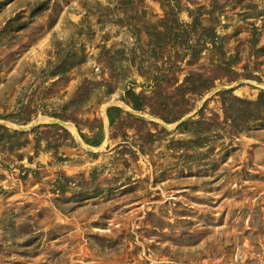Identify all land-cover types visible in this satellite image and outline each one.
<instances>
[{
    "label": "rangeland",
    "instance_id": "obj_1",
    "mask_svg": "<svg viewBox=\"0 0 264 264\" xmlns=\"http://www.w3.org/2000/svg\"><path fill=\"white\" fill-rule=\"evenodd\" d=\"M196 71L174 122L127 98ZM261 94L264 0H0V264H264ZM51 119L70 135L19 128Z\"/></svg>",
    "mask_w": 264,
    "mask_h": 264
},
{
    "label": "trees",
    "instance_id": "obj_2",
    "mask_svg": "<svg viewBox=\"0 0 264 264\" xmlns=\"http://www.w3.org/2000/svg\"><path fill=\"white\" fill-rule=\"evenodd\" d=\"M196 25L197 24H191V26L194 29H196ZM203 29L205 30L206 28H203ZM208 29H209L208 31L211 33V34L209 33L211 43L213 42V44H216V40H215V38H217L215 37L216 35L213 33L211 28H208ZM212 36L213 38H211ZM219 50L221 51V54L226 55V53L223 51V47H221V49ZM201 53H202V50L196 51V53L194 54V59H195L194 63H196L201 58ZM227 61L228 60L225 58V56L224 58L220 56V58L217 60V62L213 66H215L217 69L225 70L229 67V64ZM216 78H217L216 76L208 77L206 76V74L202 72H197V71L191 72L186 75L182 83L176 86L175 90L176 92H178L177 95L167 94V91L165 92L164 88H161L163 81H159L157 83V87L155 88V91L153 92V96H150V98H148V96L144 94L137 93L134 90L127 91V98L129 99L134 109L143 110L146 106H149L151 107L153 114L160 116L166 122H174L176 120H179L182 117L184 113V109H181L180 111H178L177 115L175 116L176 119L169 118L168 114H165V113H169V111H172L171 109H174V108L178 109V106H180L179 101L181 100L182 103L186 102L189 99L187 98L188 95H197V94L200 95L208 91L209 89H211L215 84ZM165 83L168 85L172 82L165 80ZM226 92L228 91H222L221 93L224 94ZM171 98H174L172 99L173 102H170ZM261 101H264V94H261V96L259 97V100L257 101H248V102H249V105H252V104H257L258 102H261ZM122 113L123 111L120 107H117V106L109 107L107 109V116H108L110 125H114L116 121L122 116ZM242 116L245 118V120H250L253 114L250 110L246 112L244 110ZM189 122L190 120L184 121L181 124V128L187 126ZM42 126L54 128L57 131H62L64 135H70L69 131L65 127L59 124H54V123L36 125L34 128L31 129V132H37ZM0 127L4 128L7 131H10L9 128L5 127L4 125H0ZM25 133L26 132L19 131V130L13 131V135L15 136L17 134H25ZM82 137L85 138V141L87 144L91 146H95V147L100 146L105 138L104 124L100 122L97 126H95L92 136H87L85 134H82ZM46 139L48 141V138ZM39 140L40 138L38 136L37 141ZM48 143L50 142L48 141ZM63 144L64 142H58L52 147V149L54 150V156L60 160H63V159L61 158V156H58V148L62 146ZM30 159H32L31 156H30ZM60 175L61 176H59L56 180V185H57L56 191L58 193V197L55 199V201L56 200L59 201V200H63L67 198L68 185L73 180L72 177L67 175L65 172H60Z\"/></svg>",
    "mask_w": 264,
    "mask_h": 264
},
{
    "label": "water",
    "instance_id": "obj_3",
    "mask_svg": "<svg viewBox=\"0 0 264 264\" xmlns=\"http://www.w3.org/2000/svg\"><path fill=\"white\" fill-rule=\"evenodd\" d=\"M222 89H228L227 87H221ZM186 118H183L180 122L184 121ZM51 123H54V124H61V125H67L68 123L64 120H60V119H51ZM165 126H167V124L164 123ZM35 127V124H32V125H29L28 127H24V126H19V128L21 130H25V129H32ZM76 139L78 141H80L82 144V140L80 139L79 135L76 133ZM87 148L90 149V150H93L92 147H90L89 145H87Z\"/></svg>",
    "mask_w": 264,
    "mask_h": 264
}]
</instances>
